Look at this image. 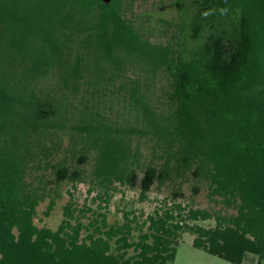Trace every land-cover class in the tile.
<instances>
[{
	"label": "trees",
	"instance_id": "trees-1",
	"mask_svg": "<svg viewBox=\"0 0 264 264\" xmlns=\"http://www.w3.org/2000/svg\"><path fill=\"white\" fill-rule=\"evenodd\" d=\"M121 2L0 0V174L5 173L4 180L11 184L0 189V264H90L86 258L91 253L102 256L98 247L84 252L76 247L78 228L74 236L61 238L60 232L66 234L62 228L52 232L32 224L35 206L49 197L51 207L61 182L82 181V170L68 158L78 155L77 161L83 163L87 148L101 141L89 119L70 127L61 100L52 95L55 89L40 88L39 79L53 76L57 65L91 87L95 97L114 87L119 78L116 58L121 53L123 63L141 60L142 70L149 67L151 73L162 70L168 76L166 112L155 114V124L150 123L164 148L161 168L150 164L139 180L135 170L125 168L111 176L148 192L155 182L161 185L190 174L197 181L209 180L224 197L239 196L242 208L255 205L247 201V188L235 186L233 168L235 162L239 168V160L245 158V163L252 161L254 172L264 176V0H175L178 8L192 11L190 20L181 18L175 51L150 50L120 18ZM123 101L140 112L147 104L136 91ZM99 103H105L102 97ZM7 104L12 112L6 111ZM58 132L67 134L72 146L62 159L57 158L62 142ZM76 144H82L79 151ZM97 165L94 175L106 177L108 171ZM38 170L34 180L25 183L26 173ZM256 204L262 205L261 212L254 209L248 224L232 219L229 226L236 225V230L226 227L223 242L235 254L251 249L236 233L240 224L256 240L264 239V197ZM73 210L66 206L67 215ZM214 231H208L205 239L210 246L217 241ZM33 235L34 243L30 242ZM223 257L232 259L225 252ZM101 264L118 262L105 256Z\"/></svg>",
	"mask_w": 264,
	"mask_h": 264
},
{
	"label": "rangeland",
	"instance_id": "rangeland-1",
	"mask_svg": "<svg viewBox=\"0 0 264 264\" xmlns=\"http://www.w3.org/2000/svg\"><path fill=\"white\" fill-rule=\"evenodd\" d=\"M110 1L100 0L103 4ZM121 6L120 18L134 28L152 51L157 48L178 49L181 18L190 20L192 16L191 10L186 13L183 7L178 8L175 0H123ZM186 42L189 47L192 41L188 38ZM121 56L122 53L116 58L119 78L114 87H106L101 90L102 96L99 94L104 104L89 92L91 87L59 65L52 69L53 76L49 75L46 80L40 76L43 78L39 79L42 90L50 85L55 89L52 95L61 100L67 124L70 127L82 126L83 118L85 123L90 120L101 141L97 146L91 144L87 148L83 163L77 161L78 155L68 158V163L82 170V181L61 182L51 207L49 197L39 202L35 206L33 226L52 232H59L62 228L66 234L60 232L61 238L68 234L74 236L73 232L78 228L76 247L80 246L82 252L98 247L102 252L100 257L93 253L87 256L86 263L90 264H101L105 256L117 260L118 264H264V239L256 240L248 231H242V224L236 233L243 235L251 249L235 254L223 242L230 220L240 219L247 223L254 209L261 212L262 205L256 203L258 198L264 197V180L261 179L264 176L252 170V161L245 163L246 159L242 158L239 168L238 162L233 168L235 186L239 190L247 188V201L255 204L249 208H242L239 196L224 197L212 189L215 185L211 186L209 180L206 182L201 178L197 181L190 174L161 185L155 182L148 192H142L137 185L123 184L111 176V172L125 168L135 170L139 180L147 166L151 164L161 168L164 161V148L153 135L150 123L155 124V114L166 112L164 95L168 76L162 70L155 74L149 67L142 70L141 60L134 62L133 58L123 63ZM118 87L123 90L119 91ZM131 91L138 92L147 103L141 112L123 101L128 99ZM83 100L88 101L85 106ZM5 109L12 112L8 104ZM57 135L62 137L57 158L62 159L69 155L72 146L67 134L58 132ZM76 145L79 151L82 144ZM96 163L103 172L108 171L106 177L94 175ZM214 167L212 174L215 173ZM39 173V170L27 172L25 183L33 181ZM4 178L5 173L0 174L1 190L11 185ZM227 199L230 200L229 205ZM68 204L74 209L69 215L66 212ZM205 214L209 215L208 218L202 217ZM66 223L69 228H65ZM231 228L236 230L237 226L231 224ZM208 231L216 232L217 241L211 246V242L205 241ZM11 232L17 240L16 228ZM35 239L33 235L30 242L34 243ZM196 240L205 241L204 246H195ZM64 247L70 249L69 242H65ZM209 248H213L214 253ZM224 252L232 259L223 257ZM170 254L172 258H166Z\"/></svg>",
	"mask_w": 264,
	"mask_h": 264
}]
</instances>
